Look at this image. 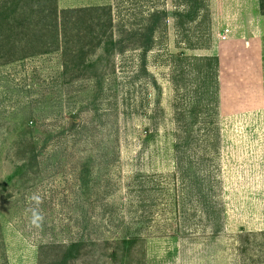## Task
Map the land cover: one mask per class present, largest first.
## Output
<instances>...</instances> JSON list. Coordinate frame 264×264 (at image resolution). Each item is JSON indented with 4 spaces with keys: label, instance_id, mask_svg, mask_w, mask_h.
<instances>
[{
    "label": "rangeland",
    "instance_id": "374dc122",
    "mask_svg": "<svg viewBox=\"0 0 264 264\" xmlns=\"http://www.w3.org/2000/svg\"><path fill=\"white\" fill-rule=\"evenodd\" d=\"M57 1L110 4L119 44L98 78L67 80L58 53L0 62V264L78 240L69 264H120L127 237L125 264H264L260 0H202L194 20L182 0ZM157 9L150 47L130 45ZM190 56L218 57L216 90Z\"/></svg>",
    "mask_w": 264,
    "mask_h": 264
},
{
    "label": "trees",
    "instance_id": "16d2710c",
    "mask_svg": "<svg viewBox=\"0 0 264 264\" xmlns=\"http://www.w3.org/2000/svg\"><path fill=\"white\" fill-rule=\"evenodd\" d=\"M182 1L189 9L184 14L187 19L194 20L204 7L202 0ZM260 3L264 11V0ZM167 15L166 10L158 9L150 13L145 26L129 32V44L147 50L160 21ZM114 29L115 16L110 4L60 8L57 0H0V62L9 64L58 53L62 58L63 76L67 80L89 75L98 78L102 57L111 55L119 44ZM98 52L102 54L97 55ZM94 55H97L96 58H93ZM182 56L189 58L185 53ZM189 60L197 62L196 69H201L203 65L213 68L210 81L213 90H216L218 57L190 56ZM25 160L33 162L36 156ZM136 241V237L121 240L120 264H125ZM83 245L82 240L63 245L57 258L43 264H69L81 255ZM112 256H119L118 248Z\"/></svg>",
    "mask_w": 264,
    "mask_h": 264
},
{
    "label": "clouds",
    "instance_id": "9594fccd",
    "mask_svg": "<svg viewBox=\"0 0 264 264\" xmlns=\"http://www.w3.org/2000/svg\"><path fill=\"white\" fill-rule=\"evenodd\" d=\"M29 199L34 202L35 207L28 209L31 212V225L39 229L42 227L44 222V216L39 211V205L43 202L42 197L38 193L32 194Z\"/></svg>",
    "mask_w": 264,
    "mask_h": 264
}]
</instances>
